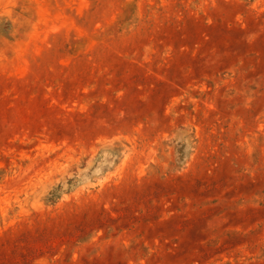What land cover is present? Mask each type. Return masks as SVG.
I'll use <instances>...</instances> for the list:
<instances>
[{
	"label": "rangeland",
	"instance_id": "1",
	"mask_svg": "<svg viewBox=\"0 0 264 264\" xmlns=\"http://www.w3.org/2000/svg\"><path fill=\"white\" fill-rule=\"evenodd\" d=\"M0 264H264V0H0Z\"/></svg>",
	"mask_w": 264,
	"mask_h": 264
}]
</instances>
